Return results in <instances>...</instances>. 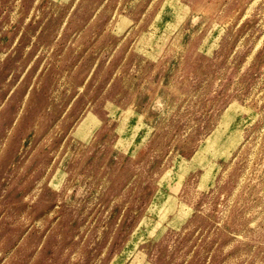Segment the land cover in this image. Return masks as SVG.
Wrapping results in <instances>:
<instances>
[{"label":"rangeland","instance_id":"1","mask_svg":"<svg viewBox=\"0 0 264 264\" xmlns=\"http://www.w3.org/2000/svg\"><path fill=\"white\" fill-rule=\"evenodd\" d=\"M0 264H264V0H0Z\"/></svg>","mask_w":264,"mask_h":264}]
</instances>
